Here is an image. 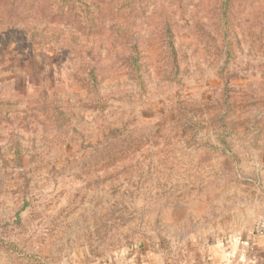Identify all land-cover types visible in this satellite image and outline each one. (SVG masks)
<instances>
[{"label": "rangeland", "instance_id": "374dc122", "mask_svg": "<svg viewBox=\"0 0 264 264\" xmlns=\"http://www.w3.org/2000/svg\"><path fill=\"white\" fill-rule=\"evenodd\" d=\"M228 1L230 55L223 0H0V264L232 250L264 210V0Z\"/></svg>", "mask_w": 264, "mask_h": 264}, {"label": "crops", "instance_id": "0c3cea01", "mask_svg": "<svg viewBox=\"0 0 264 264\" xmlns=\"http://www.w3.org/2000/svg\"><path fill=\"white\" fill-rule=\"evenodd\" d=\"M258 218V217H257ZM257 220V219H256ZM255 220V221H256ZM255 221L243 231L227 253L216 250L207 261L200 264H264V235L253 231ZM74 264H181L167 253L150 246L124 250L109 257H83Z\"/></svg>", "mask_w": 264, "mask_h": 264}, {"label": "trees", "instance_id": "16d2710c", "mask_svg": "<svg viewBox=\"0 0 264 264\" xmlns=\"http://www.w3.org/2000/svg\"><path fill=\"white\" fill-rule=\"evenodd\" d=\"M12 3H15L17 0H9ZM142 0H125V6L128 3V8H132V7H137L138 4H140ZM66 3H71V4H79L80 7H83L86 9L87 4L85 3V0H66ZM123 4V7H125ZM221 13L219 14V20H220V24L218 27V32L220 33V41L222 42L221 47L225 50L227 55H230L231 53V49H230V45H231V41L229 39V14H228V10H229V1L228 0H223V4L221 6ZM138 53V50H136ZM135 61V60H134ZM133 61V70L134 71H140V67L136 65V62ZM97 87L96 81L93 78V81L90 84V89L91 90H95Z\"/></svg>", "mask_w": 264, "mask_h": 264}, {"label": "built area", "instance_id": "2783aa9c", "mask_svg": "<svg viewBox=\"0 0 264 264\" xmlns=\"http://www.w3.org/2000/svg\"><path fill=\"white\" fill-rule=\"evenodd\" d=\"M253 231L257 235H264V210L254 223Z\"/></svg>", "mask_w": 264, "mask_h": 264}]
</instances>
